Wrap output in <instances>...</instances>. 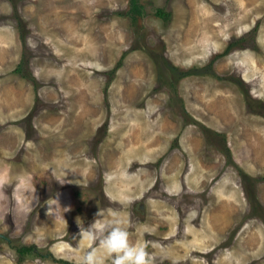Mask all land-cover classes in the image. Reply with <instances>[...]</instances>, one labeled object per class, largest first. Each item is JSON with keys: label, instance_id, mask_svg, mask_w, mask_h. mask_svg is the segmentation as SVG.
<instances>
[{"label": "rangeland", "instance_id": "rangeland-1", "mask_svg": "<svg viewBox=\"0 0 264 264\" xmlns=\"http://www.w3.org/2000/svg\"><path fill=\"white\" fill-rule=\"evenodd\" d=\"M247 1L0 0V195L28 174L39 197L0 213V264H80L99 247L81 230L113 214L152 264H264V0Z\"/></svg>", "mask_w": 264, "mask_h": 264}, {"label": "clouds", "instance_id": "clouds-1", "mask_svg": "<svg viewBox=\"0 0 264 264\" xmlns=\"http://www.w3.org/2000/svg\"><path fill=\"white\" fill-rule=\"evenodd\" d=\"M64 183V176L56 178ZM7 184L8 181L4 180ZM0 200L6 201L0 207V213L11 212L17 219H26L31 210L39 202L33 177L28 174L18 176L15 180L14 193H3ZM46 212L55 219L64 218V212L69 205H61L59 193L51 196L46 202ZM81 236L90 242H98L99 247L89 246L80 258V264H105L110 259L111 264H152V256L144 243H132L129 240L127 221L113 214L110 219L95 224L93 228L81 230Z\"/></svg>", "mask_w": 264, "mask_h": 264}, {"label": "trees", "instance_id": "trees-1", "mask_svg": "<svg viewBox=\"0 0 264 264\" xmlns=\"http://www.w3.org/2000/svg\"><path fill=\"white\" fill-rule=\"evenodd\" d=\"M157 14L159 15V16H161V17H163L164 19H168V16L170 15V13L169 12H166L165 10H163V9H159V10H157ZM231 48H232V46H231V44H229L226 48H225V50L223 51V52H221V54H226V53H228L230 50H231ZM212 62V61H211ZM211 62H210V64H211ZM209 64V65H210ZM208 65V67L207 68H205V69H201V70H199V71H201L202 73H205L206 71H210L211 72V68L213 67V65H212V67H210ZM188 71H193V70H188ZM198 70H194V72H192V73H198L199 72ZM188 72L187 71H183V73H181L182 75L183 74H187ZM191 74V73H190ZM189 73H188V75H190ZM216 134V132L215 133H211V135H215ZM247 181H249V180H251V185H252V188L253 187H255L254 186V179L253 178H247L246 179ZM246 180H245V182H246ZM248 184V183H247ZM248 191H249V189H248ZM255 196V195H254ZM254 199V198H253ZM252 199V200H253ZM254 207V209H255V205L253 206ZM33 247L34 246H32V245H30V246H23L22 248H20L19 249V251H20V253H30V251H32V249H33ZM62 261V263L63 264H74V263H70L69 261H66V260H60V262Z\"/></svg>", "mask_w": 264, "mask_h": 264}, {"label": "bare ground", "instance_id": "bare-ground-1", "mask_svg": "<svg viewBox=\"0 0 264 264\" xmlns=\"http://www.w3.org/2000/svg\"><path fill=\"white\" fill-rule=\"evenodd\" d=\"M247 1V0H246ZM249 1H251V0H249ZM244 3V2H243ZM245 4V3H244ZM247 4H248V1H247ZM243 8H244V6H243ZM247 11V10H246ZM244 13H246L245 11H244ZM210 21V20H209ZM72 29V28H71ZM70 31V30H69ZM72 31V30H71ZM69 48V47H68ZM87 48V47H86ZM79 50H81V49H79ZM76 51H78V50H76ZM86 51V50H85ZM88 51V50H87ZM80 53V52H79ZM87 53V52H86ZM93 53V52H92ZM81 54V53H80ZM83 54V53H82ZM84 56V55H83ZM91 58V57H90ZM87 92V91H86ZM21 112V111H20ZM18 118V117H17ZM14 148V147H13ZM37 153V152H36ZM7 155V154H6ZM153 155V154H152ZM9 157H10V155H8ZM7 157V156H6ZM8 158V157H7ZM63 158V157H62ZM4 159V158H3ZM6 159V158H5ZM34 159V158H33ZM61 159V158H60ZM8 160H9V158H8ZM5 161V160H4ZM13 161V160H12ZM16 161V160H15ZM31 161V160H30ZM11 162V161H10ZM7 163V162H6ZM5 163V164H6ZM15 164V163H14ZM41 164V163H40ZM60 164V163H59ZM26 165V164H25ZM32 166V165H31ZM41 166V165H40ZM13 169H16V167H14L13 166ZM5 171V170H4ZM8 171V170H7ZM56 171V170H55ZM34 172V171H33ZM43 212H44V210H43ZM66 217V216H65ZM50 224V223H49ZM63 226V225H62ZM67 228V227H66Z\"/></svg>", "mask_w": 264, "mask_h": 264}]
</instances>
